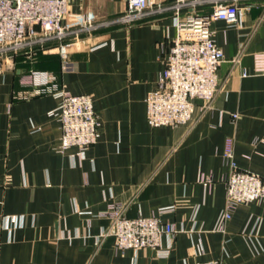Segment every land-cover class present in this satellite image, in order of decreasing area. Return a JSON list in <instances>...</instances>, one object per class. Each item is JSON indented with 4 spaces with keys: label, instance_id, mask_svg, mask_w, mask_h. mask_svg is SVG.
I'll use <instances>...</instances> for the list:
<instances>
[{
    "label": "crops",
    "instance_id": "0c3cea01",
    "mask_svg": "<svg viewBox=\"0 0 264 264\" xmlns=\"http://www.w3.org/2000/svg\"><path fill=\"white\" fill-rule=\"evenodd\" d=\"M154 1L162 10L128 26L103 24L125 13L126 0H71L68 31L83 14L98 27L81 34L80 49H69L68 69L55 52L29 62L70 93L93 97L101 136L84 153L59 150L61 125L52 115L59 100L22 86L29 70L0 73V264H264V202L238 206L225 233L216 230L226 210L227 141L239 170L264 175V74L253 60L264 53V0L238 1L250 6L239 28L212 23L225 58L211 106L197 100L190 123L158 128L148 124L146 98L165 70L160 46L169 48L177 29L173 0ZM214 5L199 11L210 14ZM112 203L125 206L127 218L174 224L179 232L162 239L168 257L121 251L113 237L101 238Z\"/></svg>",
    "mask_w": 264,
    "mask_h": 264
},
{
    "label": "built area",
    "instance_id": "2783aa9c",
    "mask_svg": "<svg viewBox=\"0 0 264 264\" xmlns=\"http://www.w3.org/2000/svg\"><path fill=\"white\" fill-rule=\"evenodd\" d=\"M238 1L173 0L170 8L175 13L177 35L169 48L164 44L160 46L166 66L156 88L146 98L147 121L151 127L186 125L193 119L195 101H204L206 108L214 102L220 90L218 70L225 57L214 40L211 25L219 20L239 28L243 14L250 11V6L241 8ZM126 2L127 9L123 15L103 24L130 26L151 12L162 10L154 0ZM212 2L215 5L210 14L199 11L200 6ZM70 5L71 0H0V73L9 66L14 69L16 56L23 52L28 53L32 63L36 49H44L49 43L56 44L46 52L59 54L64 69H68L69 49H80L84 44L81 34L91 33L98 27L92 16L83 14L79 16L81 26L68 31L63 20L68 16ZM183 10L187 11L184 17ZM245 46L246 43L241 44L234 65L239 64ZM253 60L254 72L264 74V53L255 54ZM20 84L30 88L35 95H52L59 100V106L52 115L58 118L61 125V152L77 148L80 153H84L98 143L101 122L91 95H74L63 88L53 74L35 69L22 74ZM232 118L236 120L238 115L232 114ZM224 157L230 165V173L225 179L226 210L220 215L216 226V230L222 233H225L226 224L238 206L264 202V175L238 169L234 161L232 140L227 141ZM201 181L211 182L204 177H201ZM173 209L164 208L160 213ZM102 216L109 219L110 226L101 238L113 237L116 248L121 251L151 249L166 258L170 246L164 249L162 239L174 238L179 232L174 224L157 217L127 218L126 207L120 204H110ZM9 221L10 225L18 223L16 217ZM196 264L221 263L203 261Z\"/></svg>",
    "mask_w": 264,
    "mask_h": 264
},
{
    "label": "trees",
    "instance_id": "16d2710c",
    "mask_svg": "<svg viewBox=\"0 0 264 264\" xmlns=\"http://www.w3.org/2000/svg\"><path fill=\"white\" fill-rule=\"evenodd\" d=\"M56 43H49L45 46L44 49L41 48H37L35 51V54L33 55V61L36 62L39 59H42L44 57H46L48 54H50L49 52H46L47 50H50L52 47L55 46ZM29 62H31L28 59V53L27 52H23L22 54L16 56L15 58V67H17V69H27L29 70Z\"/></svg>",
    "mask_w": 264,
    "mask_h": 264
}]
</instances>
